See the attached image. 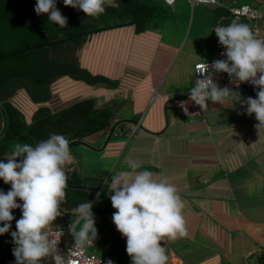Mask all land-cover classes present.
I'll return each instance as SVG.
<instances>
[{"label": "crops", "instance_id": "crops-1", "mask_svg": "<svg viewBox=\"0 0 264 264\" xmlns=\"http://www.w3.org/2000/svg\"><path fill=\"white\" fill-rule=\"evenodd\" d=\"M127 30L141 45L152 48V55L146 66L124 62L135 73L140 70L142 78L134 82L120 84L116 75L97 69L115 79L116 86L96 89L98 98L93 97L98 105L115 108L109 128L82 141H97L101 136L103 144L97 151L104 156L102 170L110 169L108 176L116 167L113 174L131 173L127 161L135 160L142 165L136 171L146 169L156 179L166 177L176 187L184 203L186 233L174 241L160 242L168 264H264V126L257 127L255 114L249 116L246 105L231 97L227 105L208 101V108L199 116L183 114L172 98L190 90L189 85L177 86L171 81L172 86L158 90L173 49L161 47L157 38L141 36L146 30L134 33L130 26ZM114 52L115 47H109L98 50L96 56L105 64H119L121 57ZM233 90L242 99L257 95V91ZM117 108L124 110L123 119L115 115ZM118 124L123 128L122 137L109 141ZM82 141L78 143L84 144ZM64 170L68 174L71 165ZM103 171L89 179L102 185ZM111 177L106 184V203L94 212L98 232H119L112 221L116 209L110 199ZM80 184L78 187L90 190L84 181Z\"/></svg>", "mask_w": 264, "mask_h": 264}, {"label": "clouds", "instance_id": "clouds-1", "mask_svg": "<svg viewBox=\"0 0 264 264\" xmlns=\"http://www.w3.org/2000/svg\"><path fill=\"white\" fill-rule=\"evenodd\" d=\"M165 3L172 5L174 0H165ZM63 4L92 18H99L108 7H118L114 0H63ZM34 11L37 16L47 14L48 21L60 28L67 26L68 18L58 9L57 0H37ZM243 14L235 13L236 18L230 24L214 29L219 43L224 46L222 55L226 60L196 66L194 73L198 77L190 88L189 100L206 110L208 101L227 105L231 97L246 105L247 114L254 113L259 121L257 127H262L264 40L256 38L247 23L240 22L239 16ZM220 72L227 73L237 89L242 82L252 84L258 89L256 98L242 99L238 91L220 88L212 75ZM180 106L188 111L184 101ZM69 145L64 135L52 133L35 147L16 144L6 156V162L0 161V179L10 185L7 192L0 190V235L9 233L12 228L11 222L15 219L12 210L20 209L22 213L16 220V230L10 233L15 245L12 248L15 264H39L42 258L56 250L57 240L47 229L62 215L60 206L66 200L68 177L64 167L72 163ZM127 164L131 173L119 172L111 177L110 199L116 209L112 221L126 237V252L131 264H168L169 258L160 242L174 241L186 233L181 195L166 177L156 179L146 169L136 171L142 165L135 160H128ZM17 198L22 203H18ZM92 207V202L88 201L76 209L78 221H83L78 232L70 225L76 248L90 246L98 237ZM107 264L113 262L109 260Z\"/></svg>", "mask_w": 264, "mask_h": 264}, {"label": "rangeland", "instance_id": "rangeland-1", "mask_svg": "<svg viewBox=\"0 0 264 264\" xmlns=\"http://www.w3.org/2000/svg\"><path fill=\"white\" fill-rule=\"evenodd\" d=\"M222 3H225L226 6H214L200 3H193L190 5L187 0H174L172 5L166 6V19L164 21H159L156 28L148 29L145 33L141 34V36L149 37L150 39L157 38L159 45L163 48L173 49L172 54H169L170 60L160 77V86L158 90H163L165 86H172V83H177L174 84L177 86L189 85L188 87L190 88L194 86L193 64L206 60L213 54L212 44L213 40L217 38L214 29L221 26L219 23H216V19L219 15L221 18L227 17L226 19H231L232 17L228 12V8L239 7L245 4L254 8L258 15L264 13V3L262 0H222ZM250 23L255 25L257 32H264V22L261 18L257 19L256 22L252 21ZM102 33L105 34L96 35L92 39L91 46L93 47L94 53L91 47L88 52H90L92 56H87L86 59L89 69L97 73H100V71L97 70L98 68L103 70L104 73L110 72L109 74H114L122 80L119 82L120 84L123 83L124 80L134 82L137 77L142 78L138 74L140 70L135 73L134 69L130 67L126 68L124 62L146 66L152 55V48L141 45L139 39L135 40L131 35V31L127 30V26L109 29ZM88 45L89 44H87V46ZM109 47L110 50L115 47L116 52L114 53L119 55L117 57H121L119 64H111L109 62L105 64L103 61L104 59L96 56L98 50L107 51ZM177 66L178 70L176 69ZM171 81L173 82L171 83ZM78 87L82 89L76 91ZM100 88H103V86H88L63 76L51 84L50 89L52 95L48 104L52 108H59V106L69 101L73 102L84 96L97 97L95 96L94 90ZM103 89H105V87ZM17 94H20L22 97L25 96L23 92H18ZM123 112L124 110L122 108H117L114 113L119 119H123ZM24 113L27 114L26 110ZM127 113H129V111H127ZM121 131H123V128L119 124L115 126L114 133L110 135L109 141L122 137ZM115 134L117 135L116 137ZM94 140L95 138L88 142L82 141L84 144L73 143L69 146L72 163L67 165H71L72 170L69 171L68 174L66 172L68 180L72 183L69 184L70 187H78L81 185L78 183L83 181L86 186H90V190L87 189L88 199L84 200L83 203L91 201L93 213L102 203H106V181L110 179L117 168L116 167L112 171L110 176L107 175L110 169L107 168L105 171L102 170L104 163L101 158L104 156H100L101 150H97L101 148L103 140L101 136L98 137L97 141ZM104 161H106V159ZM101 171H103L104 174H101L103 181L102 185L99 182H94L93 179H89L98 177L100 173H102ZM74 188L66 189L68 192L67 203L73 200ZM98 194L99 199L97 198ZM77 221L78 218L75 209H70L66 213H62L58 218V223L60 222L59 225H62V223L66 225L72 224L75 232H78L83 224L82 220ZM87 251L99 256L106 263L111 260L113 264H131L130 257L126 252V237L122 236V234L117 231L98 232L97 239L87 248Z\"/></svg>", "mask_w": 264, "mask_h": 264}, {"label": "water", "instance_id": "water-1", "mask_svg": "<svg viewBox=\"0 0 264 264\" xmlns=\"http://www.w3.org/2000/svg\"><path fill=\"white\" fill-rule=\"evenodd\" d=\"M37 0H0V93L10 81H23L25 90L35 101L46 98L42 81L54 74H65L80 79L86 84L100 80L111 83L102 76L90 77L78 70L70 61L55 56V48L61 42L79 45L87 32L94 28L123 23L131 19L132 0H114L118 7H108L99 18L86 16L82 11L65 6L57 0V7L68 18L65 28L48 21V15L37 16L34 6ZM115 107L99 110L91 98L82 99L50 119L40 111L34 126L25 132L19 131V123L9 108L0 106V161L6 162L16 144L33 147L49 137L62 134L67 139L87 133L102 124ZM19 159V158H17ZM9 184L0 179V190L7 192ZM11 231L16 230L13 214ZM2 226V223H0ZM11 246L0 247V264H15Z\"/></svg>", "mask_w": 264, "mask_h": 264}, {"label": "trees", "instance_id": "trees-1", "mask_svg": "<svg viewBox=\"0 0 264 264\" xmlns=\"http://www.w3.org/2000/svg\"><path fill=\"white\" fill-rule=\"evenodd\" d=\"M218 2L219 4H213V5L214 6H217V5L226 6L225 3H222V0H218ZM262 2L264 3V0H262ZM166 6L167 5L162 0H132L131 19L129 21H126L123 23L112 24V25H108L104 27L94 28L85 34L83 41L79 45L61 42L56 46L55 56L57 58L72 62L73 64L77 66L78 70L85 71L90 77H94L98 75L108 80H114L113 82L108 83V82L97 80L90 84H86L80 79H72L65 74H54V75L48 76L42 81V85H43V89L46 94V98L44 101L39 102V101H35L34 99H32L30 95L26 92L25 84L23 81H19V82L10 81L8 84H6V86L3 88L2 92L0 93V106H6L7 108H9L12 115L15 117V119L19 123V131L21 132H25L34 126L35 117L39 116L40 111L44 112V114L47 115L50 119H54L58 116V114L61 111L68 109L70 106H72L73 104H75L76 102L82 99L91 98L92 103L99 110L109 109L108 107H105L103 105L102 106L98 105L93 96H84L73 102L69 101L68 103L64 105L59 106V108L58 107L52 108L48 104V101L50 100V97L52 95L50 86L58 78L66 76L74 81L81 82L84 85L98 86V87L101 85L103 86V88L105 87V89L114 88L116 86L115 79H111L105 75L94 72L93 70H90L88 67V63L86 59H87V56H92L90 55V52L88 51L92 47L91 42H92L93 37L101 34L102 32L106 30L117 28V27H122V26H130L134 33H140V32H143L151 28H156V26L159 24V21H164L166 19V15H165ZM231 17H232L231 19H226L227 17L221 18V16L219 15L218 18L216 19V23H219V25L221 26H226L230 24L233 19H235L232 15ZM260 18L264 22V13L262 15L256 14L253 17L239 16L240 22L247 23L251 27L254 35L259 34L260 32H257L255 25H252L250 22L252 21L256 22V20ZM87 44L89 45L87 46ZM92 51L94 53L93 47H92ZM81 89H82L81 87H78L76 91L81 90ZM18 92H23L25 96L22 97L20 94H17ZM54 109H57V110H54ZM25 110L27 114L24 113ZM111 120H112V114L111 112H109V114L102 121V124L98 126L97 128L87 133L81 134V135L71 136L68 139L70 141V145L73 143H78L79 141H82V139L87 135H90L98 131L107 130L110 126ZM80 183L81 182H79L78 184ZM67 184L69 185L72 183L71 181L67 180ZM69 188L73 189L74 187H67L66 189H69ZM74 189H75V192L73 193V198H72L73 200L70 201V203L69 202L67 203L68 192L66 191V200H65L66 202H62L60 206L62 213H66L70 209L76 210L78 205L82 204L84 200L88 199V195H87L88 193L85 187H75ZM17 202L22 203V201H20L19 198H17ZM12 212L13 214H17L21 218L22 213L20 209H13ZM58 218L59 216L49 226L59 225L60 222L58 223ZM63 225H66V224H63ZM67 226H70V225L67 224ZM10 233L11 232L0 235V247L4 245L11 246V247L15 246L12 243V237ZM39 264H52L50 254L42 258Z\"/></svg>", "mask_w": 264, "mask_h": 264}, {"label": "built area", "instance_id": "built-area-1", "mask_svg": "<svg viewBox=\"0 0 264 264\" xmlns=\"http://www.w3.org/2000/svg\"><path fill=\"white\" fill-rule=\"evenodd\" d=\"M165 3V0H162ZM190 5L193 3L200 4H219L218 0H187ZM166 4V3H165ZM168 5V4H166ZM229 13L236 18L235 13L243 12V15L246 17L255 16L256 10L252 9L246 5H242L239 7H230L228 8ZM256 38L264 40V32H260L259 34H255ZM213 54L206 60L195 62L193 64V79L194 83L198 77L197 73H194L196 66L198 64L208 63L211 65L216 60H226V56L222 55L225 51L224 46H222L218 38L213 40ZM213 79L218 83L220 88L228 87L230 89H235L236 86L234 83H231L229 80V76L227 73H213ZM259 75V74H258ZM240 89L248 90V91H258L252 84L247 82H242L239 85ZM190 90L183 92L172 98V102L175 106L178 107V110L183 114H187L190 116H199L202 113V109L199 105H196L194 101L189 100ZM184 101L185 106L188 108V111L185 112L184 109L180 106V102ZM48 232L51 237L57 240L56 250L50 253V258L52 264H107L102 258L99 256L88 252L87 248L90 246H84L82 248H76L75 238L70 230V226L67 225H55L48 227Z\"/></svg>", "mask_w": 264, "mask_h": 264}]
</instances>
